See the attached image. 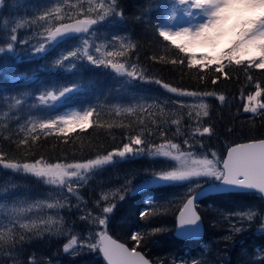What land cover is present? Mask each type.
<instances>
[{
    "label": "trees",
    "instance_id": "16d2710c",
    "mask_svg": "<svg viewBox=\"0 0 264 264\" xmlns=\"http://www.w3.org/2000/svg\"><path fill=\"white\" fill-rule=\"evenodd\" d=\"M106 2L109 7L113 0ZM157 2L116 0V10L122 15H108L81 38L60 40L50 48L45 45L43 53H37L35 48L40 43L46 44V28L58 27L74 19H98L97 5L87 0H6L0 8V47L4 48L0 52V153L4 157L0 162V196L7 192L4 190L10 181L16 190L9 191L10 196L25 201L36 202L48 190L44 180L22 171H10L3 163H33L37 159L61 164L86 162L122 148L130 142V136L141 135L145 141L139 146L145 149L143 153L127 155L123 159L115 157L114 163L90 174L79 187L73 186L81 199L67 193L69 197L60 202L67 201V207L49 209L13 205L11 208L0 201V233L7 236L11 231L14 237L0 251V264H29L32 257L35 264H106L98 250L80 247L65 253L63 246L72 235L78 240H86L90 233L99 231L97 225L80 217L88 212L103 216L102 208L108 204H115L113 213L107 214L109 234L129 248L141 251L152 264H264V199L260 194L226 193L205 199L196 206L205 229L203 239L183 241L174 233L179 208L189 194L188 182L140 187L145 181L142 175L171 169L172 162L167 158L149 155V151L154 152L161 144L167 147L169 143H176L184 151L196 155L207 153L210 158L211 153L216 152L218 158L224 159L230 147L264 139V109H258L256 113L244 111L249 103L247 96L255 94L256 84L261 85L264 93V69H245L233 64L225 68L229 78L224 79L212 68L201 70L194 66L189 69L186 62L175 65L155 62L154 55L164 56L166 60L178 56L175 48L170 45L165 48L163 45L167 42L158 37V27L165 26L171 3L161 0L158 8ZM56 7L61 8L58 15L63 16V20L47 15ZM85 7L94 12H88ZM42 15L46 16L45 20L39 19ZM13 34L17 36L16 41L10 39ZM115 37H125L127 44L134 45L130 50L124 49L125 55L115 60L125 63L128 69L135 67L137 79L119 75L111 68L89 64L82 55L73 57L69 63H56L64 53L81 46L83 38L101 44ZM179 41L183 50L200 57L194 63L244 59L230 51L218 52L217 57L209 53L195 55L187 42ZM8 43L13 44L12 51H8ZM260 46L264 55V42ZM214 77H220L215 84L212 83ZM155 79L180 89L215 91L224 94L226 99L220 102L212 97L203 98L210 104V115L197 118L198 109L185 104L181 107L175 100L178 95L154 83ZM65 87L74 91L56 101L41 103L40 96H46L48 92L59 95ZM140 99L145 102L144 106L138 103ZM259 99L264 102V94ZM73 107L80 111L94 110L89 126L84 130L76 126L62 135L59 127L50 131L39 129V123ZM128 108L134 111H125ZM173 118L180 119L179 131L172 123ZM109 124L113 127L109 128ZM33 125H36L35 130L29 133L28 129ZM200 126L211 127L213 134L199 135L196 128ZM37 134L40 138L32 142L31 137ZM25 137L29 139V145L18 146V141ZM201 183L210 182L202 179ZM192 187H195L194 183ZM120 189L132 191L121 193L126 198L120 200L119 194L113 195ZM104 195L108 196L107 200L102 199ZM250 207L260 213L253 220L235 215ZM21 209L30 210L20 212ZM142 212L164 214H150L141 219ZM48 217L57 221L52 225L53 231L62 227L61 235L47 231L39 234ZM61 217L62 226L59 223ZM32 222L37 223L36 230L20 228L21 223ZM233 225L242 231H233ZM155 228L164 231L145 235L139 246L131 240V235L147 234ZM22 234L23 241L19 239Z\"/></svg>",
    "mask_w": 264,
    "mask_h": 264
},
{
    "label": "snow or ice",
    "instance_id": "6c2138e0",
    "mask_svg": "<svg viewBox=\"0 0 264 264\" xmlns=\"http://www.w3.org/2000/svg\"><path fill=\"white\" fill-rule=\"evenodd\" d=\"M168 3L173 4L175 7L170 9V21H175L179 14L182 12L184 17L195 19L198 13L194 10H199V14L205 17L204 22L196 23L194 26L181 27L175 30L171 28L158 27V37L162 38V42H167L163 46L167 48L169 45L172 48L177 50L178 56L170 59H165L164 56H153L152 59L155 62L159 63H185L189 69L198 67L201 70H207L212 68L216 73H220L224 79L229 78V73L225 72V68L230 67L231 65L244 66L245 69L255 67L257 69H264V55L260 51H253L243 60L234 62L231 59L223 60L220 63L209 64L207 62L203 63H194L193 61L200 60V57L189 54L186 50H183V45L177 39L179 36L185 34L191 35L193 37L199 36L201 31L205 27H210L219 14L220 9L223 7V0H167ZM116 0H113L112 5H109L107 9H104V5L100 4L99 7L101 11L97 14L98 19H77L75 23H62L58 27L46 28V40L50 42H57L58 38H66V34H79V33H88L92 25L97 24L100 20H104L108 15H122L121 12L116 10ZM156 7H161V0L155 5ZM91 10V9H90ZM60 7L51 9L47 14L48 16L55 15L57 20H63L64 17L58 15L61 12ZM40 20H45L46 16L42 15L39 17ZM22 25H17L20 27ZM15 31V29H13ZM247 39L249 40H258L264 39V19H259L253 21L251 27L247 31ZM11 41H16L17 36L11 35ZM121 43V51H102L103 46H96L95 50L101 55L94 57L89 52L88 40L83 41V48L77 49L75 51H70L66 55H63L60 59L56 61L57 65L63 63V61L68 60L70 57H78L82 55L89 64L96 66H104L111 68L115 73L121 75H127L133 79H137L136 69L133 67L131 71H128L125 63L117 62L115 57H121L125 55V47L129 50L134 47L132 44L125 46L123 42ZM8 51L13 50V44H7ZM4 48L0 47V52H3ZM37 53H43L46 51L45 44L40 43L38 47L35 48ZM214 66V67H213ZM142 78V77H140ZM205 77H201L204 79ZM220 77H214L212 83H217ZM251 79V77H249ZM154 83L160 85L163 89L167 90L169 93L176 94L178 96L186 97H199L201 98L200 102L195 104L194 107L198 109L196 111V117L201 116L208 117L210 115L209 109L210 104L203 101V98L212 97L217 99L220 102H224L226 97L224 94H218L215 91H198V90H185L178 87L171 86L170 84L163 82L160 79H155ZM74 91L73 88L65 87L62 91L59 92V95L54 94L53 92H48L45 95L40 96L41 103L46 104L49 100L56 101L60 97L65 96L67 93ZM261 85L256 84V91L254 95H248V105L244 107L245 112L256 113L258 109H264V102H260V97L262 96ZM184 106L185 102L177 101ZM119 111V110H117ZM127 112H133L131 108L126 109ZM94 115V110H84L82 112L71 113L67 116H60L55 119H49L44 122L39 123L38 127L42 131L55 130L59 127V134L66 135L69 132L73 131L76 126H79L81 130H84L89 126V118ZM189 117L192 116L191 111L188 113ZM141 123H143L141 121ZM172 123L178 126L179 131V118H173ZM103 127L104 125H99ZM123 126V125H120ZM109 128L113 125L109 124ZM36 125H33L32 129H28V132L31 133L35 130ZM196 132L203 135H212L213 129L207 126H200L196 128ZM39 134L31 137L32 142H35L39 139ZM129 143L123 144L122 148L109 151L105 155H97L94 159H88L86 162L79 163H45L42 159H37L33 163H16V162H7L3 163L4 168L12 169L13 171H22L26 174H31L36 178L44 180V182L51 186H57L60 189H67L68 193L77 196V199H81L73 187V183L77 187L80 186L81 182H85L89 175L102 169L104 166L114 163V158L119 157L121 159L125 158L127 155H137L144 152V148L139 146L145 144V141L141 138V135H135L129 137ZM188 143L187 140L184 142ZM29 145V139L25 137L18 141V146ZM133 145L137 147H133ZM165 145L161 144L154 152L149 151V155L164 157L168 161L172 162L171 169H162L156 172H153L152 178L149 181H145L144 184L140 187H145L149 184L164 183L169 185H174L178 183L188 182V195L186 196L185 201L182 206L179 208V214L177 216V229L178 234L180 235H196L199 232V226L201 221V216L198 214L196 209V201L201 196L208 197L212 194H226L229 192H246L249 190H254L255 192L261 194V198L264 199V139H261L256 142L251 143H242L234 147H230L227 152V157L224 159L218 158L216 152L211 153V158L207 153L200 154L199 156L191 151H184L181 149V146L176 143H169L165 149ZM174 150V151H173ZM4 159L2 153H0V162ZM209 181L206 186L201 183V180ZM130 183V182H129ZM195 184V187H192V184ZM199 189V191H197ZM125 191H132V189H120L117 190L115 194H119V199L124 200L126 197L124 194H121ZM102 199L107 200L108 196H102ZM147 203H152L147 201ZM39 207L40 205H34ZM67 201L65 203H60L59 201L55 203H47L46 207L49 209L52 208H64L67 207ZM79 208V205H77ZM115 204H108L102 208L103 216L93 215L91 212H88L87 215H81L80 219L84 220L90 224L97 225L100 230L96 231L94 234L89 235L88 239L80 242L81 248H87L89 251L98 250L99 253H102L103 259L107 264H149V261L145 256L137 251L135 247L129 248L125 244L118 242L114 239L109 232L107 231L109 218L107 214L113 213ZM30 209H21L20 212H26ZM150 214H164V213H148L142 212L140 214L141 219L146 218ZM260 213L254 208H249L246 211L235 213L241 219H247L249 221L253 220ZM45 228L41 230L39 234H42L43 231H47L50 234L61 235L62 227L56 228L54 231L52 225L57 223L52 217H48L47 220L43 221ZM59 223L62 226L63 218L61 217ZM20 228L26 231H33L38 228L36 222L30 224L21 223ZM235 232L242 231L241 228L233 225L232 228ZM164 231L161 228H155L150 233L141 234L135 233L131 235V240L136 243L137 246L142 242L145 235H155ZM93 235L96 237L93 239ZM19 239L23 241L25 239L24 235H20ZM14 237L11 235V231L7 236L3 233H0V251L3 250L4 245L13 241ZM78 244V238L75 235H72L69 241L63 246V251L69 253L70 249H73L74 246ZM29 264H35L34 257L30 258Z\"/></svg>",
    "mask_w": 264,
    "mask_h": 264
},
{
    "label": "rangeland",
    "instance_id": "374dc122",
    "mask_svg": "<svg viewBox=\"0 0 264 264\" xmlns=\"http://www.w3.org/2000/svg\"><path fill=\"white\" fill-rule=\"evenodd\" d=\"M106 1L108 0H87V2L90 3L92 2L94 5L95 4L97 5L96 13H99L101 11L99 7L100 4L104 5V9L108 8V2ZM173 7L175 6L173 5ZM85 8L88 12H94V9L90 10L89 7H85ZM194 11L198 13L195 19L186 18L181 12L175 21H170L168 19L164 27L175 30L177 28L194 26L196 23L204 22L206 18L199 14V10H194ZM88 19H93V18H88ZM259 19H264V0H223V7L220 9L219 14L215 20V23H213L210 27H205L204 30L201 31L199 36L193 37L191 35L185 34L183 36L177 37V39L184 40L185 42H187L191 52L195 55L200 53H209L210 55L217 57L218 52H224V51H230L234 55L238 54L239 56H242V58L247 57L253 51H260V53L263 55V48L260 45L261 42H264V39L249 40L247 39L246 36L247 31L251 27L252 22ZM91 37L93 36L91 35ZM185 39H187L188 41ZM84 40H85L84 38L81 39L82 41L81 46L79 47L76 46L75 50L83 48ZM88 41L89 44L91 45L89 47V52L94 57H98L101 55L100 53L96 52L95 50L96 46H103L102 51H116V50L121 51L120 42H123L125 46L128 45L125 37H115L113 39H106L101 44H95L91 40ZM57 42L46 41L45 45L46 47L50 48L54 46ZM125 49H127V47H125ZM66 54L67 53H64L63 55ZM72 59L73 57H70L68 60L64 62L68 61L67 63H69ZM127 70L131 71L132 69L127 68ZM175 100L183 101L185 102V105H192V106L199 103V100H196L193 97H186V96H177ZM133 102H134V98H133ZM138 103L141 106L145 105V102L141 99L138 101ZM76 112H81V111L76 108L75 109L70 108L64 111L63 113H61L60 115L56 116L55 118H58L60 116H67L71 113H76ZM163 150H169V149L165 147V149ZM9 170L12 171V169ZM153 172L156 171H150L147 173L148 175L147 174L142 175L144 176L145 181L151 180L152 178L151 174ZM144 182L142 184H144ZM83 183L84 182H81V184ZM161 183H157V184H161ZM10 185L9 184L6 185V190L4 191L7 192H3V194L0 196L1 198L0 201L5 206L6 204L8 206H11V208L13 205L22 208H36L34 205L37 204L40 205L38 208L41 207L45 208L47 203H55L57 201L61 202V200H65L66 198L69 197L67 195L68 192L66 188L60 189L57 186H51L47 184L48 190L45 192L43 198L39 199L36 202L25 201L10 196L9 191H16L13 190L14 185L11 181H10ZM75 185L76 184L73 183V186ZM9 186L10 188L8 189L7 187ZM81 241L83 240L79 239L78 244L74 246L73 249H70V251H75L80 249Z\"/></svg>",
    "mask_w": 264,
    "mask_h": 264
},
{
    "label": "water",
    "instance_id": "95a60500",
    "mask_svg": "<svg viewBox=\"0 0 264 264\" xmlns=\"http://www.w3.org/2000/svg\"><path fill=\"white\" fill-rule=\"evenodd\" d=\"M4 0H0V6H1V4H2V2H3ZM76 22V20H74V21H71V22H68V23H75ZM81 34H83V33H79V34H75V33H71V34H66V37H76V36H79V35H81ZM251 142H256V141H251ZM251 142H246V143H251ZM234 146H236V145H234ZM234 146H232V147H234ZM230 149V148H229ZM228 149V150H229ZM228 150H227V152H228ZM227 152H226V154H225V158L227 157ZM247 193H249V192H251V193H257V192H255L254 190H249V191H246ZM229 193H240V192H236V191H233V192H229ZM259 194V193H258ZM212 195H215V194H212ZM211 195V196H212ZM209 197V196H208ZM205 198H207V197H204V196H201L200 198H198L197 199V201H196V204L197 203H199V202H201V201H203ZM179 214V213H178ZM178 214H177V216H178ZM174 235H175V237H177L178 239H181V240H196V241H199V240H201V238L203 237V235H204V225H203V222H202V219H201V221H200V226H199V232H198V234H196V235H180V234H178V229H177V217H176V230H175V233H174ZM118 242H120V241H118ZM125 246H127V245H125ZM128 247V246H127ZM131 249V248H130ZM138 251V250H137ZM141 252V251H140ZM142 253V252H141ZM143 254V253H142ZM100 255H101V257L103 258V255H102V253H100ZM144 255V254H143ZM145 256V255H144ZM145 258L148 260V258L145 256ZM104 260V259H103ZM105 261V260H104ZM149 261V260H148ZM105 263L107 264V262L105 261ZM149 264H152L150 261H149Z\"/></svg>",
    "mask_w": 264,
    "mask_h": 264
}]
</instances>
